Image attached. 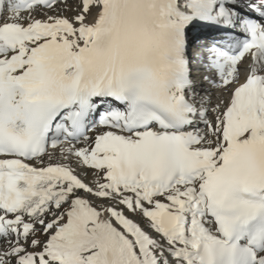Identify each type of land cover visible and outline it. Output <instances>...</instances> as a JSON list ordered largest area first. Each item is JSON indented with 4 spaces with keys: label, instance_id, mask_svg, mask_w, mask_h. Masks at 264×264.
Instances as JSON below:
<instances>
[{
    "label": "snow or ice",
    "instance_id": "snow-or-ice-1",
    "mask_svg": "<svg viewBox=\"0 0 264 264\" xmlns=\"http://www.w3.org/2000/svg\"><path fill=\"white\" fill-rule=\"evenodd\" d=\"M0 264H264V0H0Z\"/></svg>",
    "mask_w": 264,
    "mask_h": 264
},
{
    "label": "bare ground",
    "instance_id": "bare-ground-1",
    "mask_svg": "<svg viewBox=\"0 0 264 264\" xmlns=\"http://www.w3.org/2000/svg\"><path fill=\"white\" fill-rule=\"evenodd\" d=\"M209 29H207V26H197V33L200 35L202 34L204 31H208ZM205 88H209V85H207ZM90 135H94L95 133L90 132Z\"/></svg>",
    "mask_w": 264,
    "mask_h": 264
},
{
    "label": "rangeland",
    "instance_id": "rangeland-1",
    "mask_svg": "<svg viewBox=\"0 0 264 264\" xmlns=\"http://www.w3.org/2000/svg\"><path fill=\"white\" fill-rule=\"evenodd\" d=\"M67 14H71V13H67ZM216 95H217V93L215 92V90H212V100H213V103H215L216 102ZM90 135V134H89Z\"/></svg>",
    "mask_w": 264,
    "mask_h": 264
}]
</instances>
